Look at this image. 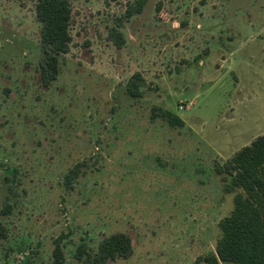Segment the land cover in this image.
Wrapping results in <instances>:
<instances>
[{
	"label": "rangeland",
	"instance_id": "1",
	"mask_svg": "<svg viewBox=\"0 0 264 264\" xmlns=\"http://www.w3.org/2000/svg\"><path fill=\"white\" fill-rule=\"evenodd\" d=\"M36 1L0 0V264H51L60 236L79 264L80 244L114 233L133 254L109 264H195L233 209L215 166L264 134V0H148L121 49L108 30L135 0H70L72 43L47 89Z\"/></svg>",
	"mask_w": 264,
	"mask_h": 264
},
{
	"label": "trees",
	"instance_id": "2",
	"mask_svg": "<svg viewBox=\"0 0 264 264\" xmlns=\"http://www.w3.org/2000/svg\"><path fill=\"white\" fill-rule=\"evenodd\" d=\"M117 2L118 0H108ZM148 0L127 3L121 18L108 30L109 39L121 49L125 38L120 29L123 23L140 15ZM158 9V8H157ZM159 10V9H158ZM35 18L40 25V49L42 57L38 71L44 88L58 78L61 57L69 53L72 43L71 26L73 12L70 0H37ZM141 78L135 75L126 86V93L132 98L141 97ZM162 117L168 123L181 126V120L169 111ZM84 163L75 165L64 178L65 185L71 187L82 173ZM221 177L226 194L233 193V209L220 220V238L214 251L198 258L195 264H264V134L240 149L223 165L215 166ZM11 206L5 204L3 213H9ZM7 238V231L0 223V240ZM64 236L54 241L51 264H65L62 246ZM133 254L131 238L125 233H114L104 237L96 251L87 244H80L74 253L79 264H109L116 259H128Z\"/></svg>",
	"mask_w": 264,
	"mask_h": 264
}]
</instances>
